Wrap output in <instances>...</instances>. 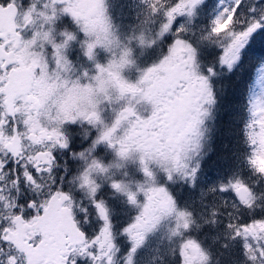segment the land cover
Listing matches in <instances>:
<instances>
[{
    "label": "snow or ice",
    "instance_id": "6c2138e0",
    "mask_svg": "<svg viewBox=\"0 0 264 264\" xmlns=\"http://www.w3.org/2000/svg\"><path fill=\"white\" fill-rule=\"evenodd\" d=\"M220 2L197 35L204 0H142L139 32L122 38L107 0H0V264H135L166 218L180 240L178 264H210L188 235L202 225L170 185L179 176L195 186L201 126L218 104L216 78L233 72L253 34L264 31V0ZM137 46H159L160 54L139 67ZM242 133L247 162L264 178V64L249 87ZM107 150L112 163L99 154ZM61 152L82 162L73 177L79 203L65 189L67 164L58 174ZM130 160L138 161L137 181L111 173ZM101 179L134 210L119 229ZM209 191L235 193L237 210L251 213L224 228L239 242L241 264H264V205L252 186L230 178ZM220 215L213 209L204 225L216 226Z\"/></svg>",
    "mask_w": 264,
    "mask_h": 264
},
{
    "label": "trees",
    "instance_id": "16d2710c",
    "mask_svg": "<svg viewBox=\"0 0 264 264\" xmlns=\"http://www.w3.org/2000/svg\"><path fill=\"white\" fill-rule=\"evenodd\" d=\"M120 1L123 2V0ZM107 3L109 8L108 0ZM124 3L135 5L134 8L139 15L138 19H132L131 15L126 12ZM213 4L215 7L212 5L211 0H204L203 5H201L194 22L196 25L194 30L197 35L205 32L210 27L211 21L218 12L216 2L213 1ZM119 9L120 13L116 6V12L113 10L110 16L115 21L121 37L125 38L133 35L134 30L139 32L140 21L143 19L145 9L142 0H124ZM148 27L153 28L152 25ZM189 34H191V31ZM134 53L138 56L137 66L144 67L158 58L160 48L158 46L155 49H148L137 46ZM262 64H264V31H258L251 37L249 45L242 53L241 62L233 72L222 73L216 78L218 104L212 110V117H209L205 123L206 130H209L210 133V138L207 135L205 140L208 148L202 151L199 156H196L193 161L194 163L195 160H201V169L195 186H191L181 178H176L174 183L170 185V190L177 199L178 206L183 210L191 211L197 224L202 225L200 228L193 226L188 235L197 239L210 253V264H216L217 260L227 259H230L227 263L234 262L233 264H238L241 259L243 260L239 242L231 240L225 231L224 224L230 219L247 220L252 217L250 216L251 213L238 211L239 204H235L236 207H232L230 212L233 214L230 218L228 213L231 208L228 207L231 205L229 201L233 197V192L220 193L217 191L212 193L209 188L217 186L220 182H226L230 178L233 180L239 178L258 192L260 197L258 204L264 205V178L256 174L247 162L249 149L244 143L242 133L247 118L249 87L254 83L257 69ZM128 74L135 76V69H131ZM182 192L186 193L185 198H181ZM221 198H224L228 205L224 207L226 211H224L223 216L221 214L223 220L218 217L216 226L204 225V220L210 217V213L216 208ZM221 206H223V203L220 205V211L224 209ZM133 215L129 216L125 212L124 219L126 223L130 221ZM252 215L259 216L261 213L257 211ZM170 225L171 222L163 227L164 230H159L153 235L155 237H152V241L158 245V248L169 243L179 244L178 237H171ZM225 244L228 245L227 248L224 247ZM236 246L239 248L237 249Z\"/></svg>",
    "mask_w": 264,
    "mask_h": 264
},
{
    "label": "flooded vegetation",
    "instance_id": "af4514ba",
    "mask_svg": "<svg viewBox=\"0 0 264 264\" xmlns=\"http://www.w3.org/2000/svg\"><path fill=\"white\" fill-rule=\"evenodd\" d=\"M78 147V145H77ZM102 155L106 162H109L108 154L102 152ZM59 166L61 167L58 170V174H62L63 168L66 166L69 167L70 173L68 174L66 180L64 181L65 189L73 194L77 203H79L80 199L83 197V194L77 187V184L73 182V177L78 174L79 169L82 167V162L78 160H71L69 157L65 156L62 152L60 153V160L58 161ZM117 178V174H113ZM100 183L104 185L101 190V194L103 199H106L109 203V206L114 209V224L119 229L122 227L126 221L124 219L125 214V202L122 196H114V193L107 186V181L100 180ZM92 231H95L93 228ZM155 236H153L154 238ZM151 236V240L153 239ZM119 246L121 250L124 251L128 247V243L125 238L117 237ZM153 241L150 242L148 249H140L138 254L135 257V264H178V257H173V252L171 249L172 243L165 244L163 247H157ZM174 249V248H173ZM176 249V248H175ZM165 251V253H163ZM232 260V259H231ZM230 259L227 260H217L216 264H233L234 262L227 263ZM242 259L238 264H241ZM84 264V262H82ZM237 264V263H236Z\"/></svg>",
    "mask_w": 264,
    "mask_h": 264
},
{
    "label": "rangeland",
    "instance_id": "374dc122",
    "mask_svg": "<svg viewBox=\"0 0 264 264\" xmlns=\"http://www.w3.org/2000/svg\"><path fill=\"white\" fill-rule=\"evenodd\" d=\"M108 1H109V13H111L113 10H114V12H116V6L119 7L124 2V0H123V2L120 1V0H108ZM213 1L216 2V6L218 8L217 10L219 11L220 7H221L220 0H211L212 5L215 7V5L213 4ZM111 2H112V5H111ZM124 7L126 9V12L131 15L132 19H138L139 18V15H138L136 9L134 8L135 5L133 3H131L130 5L124 3ZM242 11H245V10L242 9ZM113 22L115 23L114 20H113ZM126 24H128V23H126ZM115 25H116V23H115ZM137 58H138V56L134 53V59L137 60ZM206 121H207V119H206ZM206 121H205V123H206ZM205 123H204V125L201 126V131L203 132L204 135H203V138L201 140V143L203 144V149L201 150L200 154L202 153V151H205L208 148V146L205 143V140L207 139V135L210 138V133H209V130L208 131L206 130ZM104 153L108 154V157H109V162L108 163H112V162L115 161V157L110 154V150H107ZM99 154H101V153H99ZM111 173L112 174L116 173L117 174V178H124V179H127V180L135 182V181H137L139 179V176H140L138 161L130 160V161L124 162V166L122 168H120V169L113 168L111 170ZM125 173H128L127 177H125V175H124ZM177 178H181V177L178 176ZM255 193L259 197L258 192L255 191ZM232 195H233V197L229 201L231 203V205H229V207H228V208H231V209H229V213L232 211L233 205L239 204L238 199L235 196V193H232ZM185 196H186V193L182 192L181 193V198H183V197L185 198ZM224 202H225L224 198H221V200L218 202V204H217V206L215 208V209L218 208V210L222 214V216L224 214V211H226V208H224V206H221V208L223 207L224 209L222 211H220V205L222 203H224ZM125 212L129 216L134 214V210L131 207H129L126 203H125ZM129 216H128V218H129ZM222 216L221 215L219 216L221 220H223ZM227 219H228V217H227ZM170 222H171V225H170V229L169 230H170V233H171V229L174 227V218H166L161 223L158 224V226L156 227V229L153 232L147 234L146 240H145L143 246L141 247V249H143V250L145 248L148 249L149 248V244L152 241L150 239L151 236L153 237V235L156 234L159 230H164L163 227L167 226ZM177 247H178L177 245L172 244V246H171L172 252ZM236 248L238 249L239 247L236 246Z\"/></svg>",
    "mask_w": 264,
    "mask_h": 264
}]
</instances>
